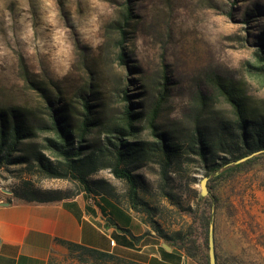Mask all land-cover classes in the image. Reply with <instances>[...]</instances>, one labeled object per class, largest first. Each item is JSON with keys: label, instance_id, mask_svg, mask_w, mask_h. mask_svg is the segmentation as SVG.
<instances>
[{"label": "rangeland", "instance_id": "1", "mask_svg": "<svg viewBox=\"0 0 264 264\" xmlns=\"http://www.w3.org/2000/svg\"><path fill=\"white\" fill-rule=\"evenodd\" d=\"M126 7L132 19L124 27L125 60L119 62L117 34L107 28ZM261 44L264 0H0V108H26L39 117L47 111L46 96L59 91L79 107L83 92L93 110L108 119L128 103L123 91L145 113L163 89L167 99L158 127L184 137L194 123L233 119L212 82L216 77L239 85L248 105L264 110V79L249 72ZM44 135L32 141L39 145ZM142 137L152 138L148 129ZM191 159L165 178L153 162L135 171L152 219L165 233L192 224L186 209L197 204L206 177L203 197H217L212 224L219 264H264V166L222 183L209 180L197 157ZM23 167L1 166L0 188L13 191L31 180L42 188L79 192L70 180L33 176ZM89 179L101 182L95 193L108 191L116 205L145 224V213L129 208L125 183L108 169ZM201 235L194 229V238L200 241ZM55 251L61 255L64 249ZM183 264L197 263L183 258Z\"/></svg>", "mask_w": 264, "mask_h": 264}, {"label": "trees", "instance_id": "2", "mask_svg": "<svg viewBox=\"0 0 264 264\" xmlns=\"http://www.w3.org/2000/svg\"><path fill=\"white\" fill-rule=\"evenodd\" d=\"M131 19L132 11L126 7L107 28L117 34L119 62L125 60L122 46L128 32L124 27L129 26ZM254 58L256 63L249 64V72L264 79L262 44L254 51ZM212 82L231 107L233 119H216L214 124L206 125L194 123L193 129L184 137L171 135L172 132L158 127L157 119L167 99L163 89L159 90L156 100L145 113L138 110L131 96L123 91L122 99L128 103L123 106L121 114L108 119H102L101 114L93 110L90 99L83 92V95L79 94V107L67 102L63 95L59 96V91L56 96H46L49 105L39 117L26 108H11L10 112L0 108V167L21 164L33 176L70 180L79 188L78 193L82 192L90 201L100 196L105 202L113 201V195L108 191L95 193L94 186H101V182H94L89 177L101 169H108L127 186L129 208L145 213L144 222L152 227L154 233L147 231L133 236L127 229L120 228L130 236L128 245L140 249L143 244H155L159 256L145 262L56 239V244L64 251L60 255L52 249L47 264H183V258L192 259L197 264H209L208 230L213 223L217 197L200 195L197 204L186 209L192 224L165 233L152 219L155 215L151 212L152 207L139 196L140 180L135 171L153 162L159 166L160 176L165 178L183 159L192 160L191 157L196 156L209 180L224 183L241 173L264 166V110L249 106L242 89L233 81L216 77ZM203 112L204 108H201V114ZM144 129L149 130L151 139L142 137ZM41 132L45 135L37 145L32 140ZM243 157L245 159L239 161ZM10 193L8 202L16 198L39 203L61 201L78 194L42 188L31 180L22 181ZM202 203L207 205H200ZM194 229L201 230L200 241L194 238ZM163 244L170 250H166ZM215 261L219 264L216 252Z\"/></svg>", "mask_w": 264, "mask_h": 264}, {"label": "crops", "instance_id": "3", "mask_svg": "<svg viewBox=\"0 0 264 264\" xmlns=\"http://www.w3.org/2000/svg\"><path fill=\"white\" fill-rule=\"evenodd\" d=\"M100 198L90 201L80 192L55 202L12 198L0 204V264H47L50 251L61 249L56 239L145 262L159 258L157 245L146 243L140 249L129 246L130 236L120 228L133 236L153 231L112 200Z\"/></svg>", "mask_w": 264, "mask_h": 264}, {"label": "water", "instance_id": "4", "mask_svg": "<svg viewBox=\"0 0 264 264\" xmlns=\"http://www.w3.org/2000/svg\"><path fill=\"white\" fill-rule=\"evenodd\" d=\"M244 159H245V157L241 158L239 161L244 160ZM206 180H207L206 177H204L201 180V191H200V194L202 196H205L207 194V189H206V186H205ZM163 246L167 250L170 249V247L168 245H166V244H163ZM208 263L209 264H216V261H215L214 234H213V224L212 223L209 225V230H208Z\"/></svg>", "mask_w": 264, "mask_h": 264}, {"label": "built area", "instance_id": "5", "mask_svg": "<svg viewBox=\"0 0 264 264\" xmlns=\"http://www.w3.org/2000/svg\"><path fill=\"white\" fill-rule=\"evenodd\" d=\"M10 191L7 189L0 188V204L2 203H8V199L10 198ZM110 244L113 245L114 242L111 240Z\"/></svg>", "mask_w": 264, "mask_h": 264}]
</instances>
